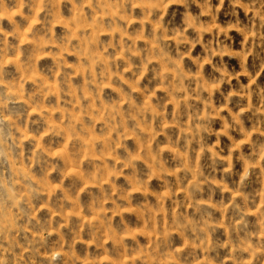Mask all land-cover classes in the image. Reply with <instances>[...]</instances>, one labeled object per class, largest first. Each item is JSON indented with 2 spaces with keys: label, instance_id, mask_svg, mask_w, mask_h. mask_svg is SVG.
<instances>
[{
  "label": "clouds",
  "instance_id": "9594fccd",
  "mask_svg": "<svg viewBox=\"0 0 264 264\" xmlns=\"http://www.w3.org/2000/svg\"><path fill=\"white\" fill-rule=\"evenodd\" d=\"M0 264H264V0H0Z\"/></svg>",
  "mask_w": 264,
  "mask_h": 264
}]
</instances>
